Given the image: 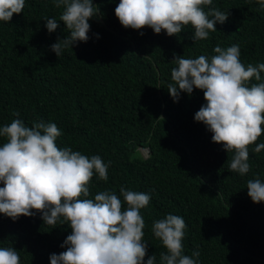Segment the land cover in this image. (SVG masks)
<instances>
[{
    "label": "trees",
    "instance_id": "trees-1",
    "mask_svg": "<svg viewBox=\"0 0 264 264\" xmlns=\"http://www.w3.org/2000/svg\"><path fill=\"white\" fill-rule=\"evenodd\" d=\"M119 3L93 0L89 40L63 49L59 57L51 46L70 35L60 20L63 6L25 0L20 14L0 21V127L14 119L28 127L55 123L62 133L58 148L110 161L107 181L94 172L88 198L115 192L123 211L121 187L149 194L141 209L145 264L152 255L160 264L167 252L152 225L168 214L185 220L183 254L192 257L199 250V258L192 257L197 264H264V201L254 203L247 189L249 180L264 182V149L254 151L264 143V131L248 146L249 172H231L235 152L214 143L213 133L194 119L207 103L203 90L181 92L175 102L167 89L174 83L177 55L210 60L217 45L237 44L245 67L264 63V9L257 0H213L201 6L205 12L214 7L230 15L207 39L195 41L191 25L173 36L150 27L125 28L115 14ZM45 18L57 20L56 31L49 33ZM258 83H264V72L260 81L246 82ZM6 142L0 137V147ZM32 211L34 216L15 221L0 213V248L15 249L20 264H50L53 253L67 250L61 245L72 229L59 221L46 225L42 213Z\"/></svg>",
    "mask_w": 264,
    "mask_h": 264
},
{
    "label": "clouds",
    "instance_id": "clouds-1",
    "mask_svg": "<svg viewBox=\"0 0 264 264\" xmlns=\"http://www.w3.org/2000/svg\"><path fill=\"white\" fill-rule=\"evenodd\" d=\"M64 7L60 16L70 35L51 46L59 57L63 49L89 40V19L96 15L93 0H53ZM264 9V0H257ZM213 0H120L115 14L125 28L150 27L168 36L181 32L183 26L194 28L193 39L204 40L216 24H223L230 14L217 8L207 12L201 6H210ZM25 0H0V21L9 22L13 14H20ZM211 17V18H210ZM49 33L59 27L56 19L45 18ZM141 35L143 33L141 32ZM210 60L175 56L171 70L174 83L167 87L175 102L181 92L191 95L203 90L206 104L195 113L213 133L212 141L222 144L228 152H235L229 171L241 176L250 170L248 146L261 135L264 125V83L246 82L253 77L261 80L264 63L247 67L240 61V47L227 49L217 45ZM19 116V113H16ZM61 131L55 123L34 122L31 127L21 119L0 127V137L6 143L0 147V213L17 220L20 216H34L33 209L42 213L46 225L68 223L72 229L62 248L67 250L50 256V264H145L148 244L143 242L145 221L141 209L148 206L150 195L120 188L127 205L122 211L121 199L112 191H102L89 197V182L94 172L98 179L108 180L107 164L99 155L91 158L70 147L58 148ZM264 143L254 151L259 153ZM248 195L254 203L264 201V182L259 178L247 182ZM83 197V198H82ZM185 220L168 214L152 225L155 237L167 249L161 253L160 264H197L199 250L192 257L183 254ZM0 264H20V256L13 248H0ZM146 264H156L152 255Z\"/></svg>",
    "mask_w": 264,
    "mask_h": 264
},
{
    "label": "rangeland",
    "instance_id": "rangeland-1",
    "mask_svg": "<svg viewBox=\"0 0 264 264\" xmlns=\"http://www.w3.org/2000/svg\"><path fill=\"white\" fill-rule=\"evenodd\" d=\"M140 150L142 151L143 155L149 154V149H147V148H140Z\"/></svg>",
    "mask_w": 264,
    "mask_h": 264
}]
</instances>
